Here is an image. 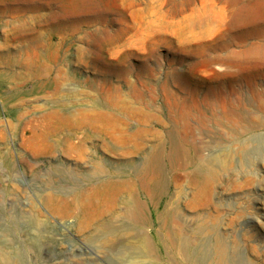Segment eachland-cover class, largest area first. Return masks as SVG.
I'll return each instance as SVG.
<instances>
[{
	"label": "rangeland",
	"instance_id": "374dc122",
	"mask_svg": "<svg viewBox=\"0 0 264 264\" xmlns=\"http://www.w3.org/2000/svg\"><path fill=\"white\" fill-rule=\"evenodd\" d=\"M212 2L223 3L0 0V23L20 3L43 14L17 39L0 25V242L21 255L17 264H119L128 236L105 224L123 219L132 195L150 216L133 234L155 237L161 219L176 218L182 224L172 228L196 244L187 224L205 221V236L221 234L231 258L264 264V143L256 141L264 134V59L232 55L264 45V15L220 14ZM117 32L114 54L104 38ZM37 35L42 76L26 61L34 48L25 44ZM172 130L191 164L169 170L162 193L129 185L122 166ZM211 156L225 162L213 165ZM96 163L106 176L98 183ZM201 163L208 177L194 180L190 171ZM112 179L119 190L104 187ZM169 255L179 260L174 249Z\"/></svg>",
	"mask_w": 264,
	"mask_h": 264
},
{
	"label": "bare ground",
	"instance_id": "6f19581e",
	"mask_svg": "<svg viewBox=\"0 0 264 264\" xmlns=\"http://www.w3.org/2000/svg\"><path fill=\"white\" fill-rule=\"evenodd\" d=\"M221 1H223L221 5H216L214 2H212L211 3L212 10H216L220 14H235L236 16L239 17L255 12L264 15V0H221ZM150 2L152 4V1ZM27 10L28 9L23 4L20 3V5L16 6L15 8L17 14L13 16L14 18L0 23V25L4 27L5 29L4 31H6L5 33L7 35L11 34V37L13 36V38L15 39H17V37L24 36V34L26 33L25 31L27 30L29 31L31 28H34V26L31 25V22H33L32 20L35 19L38 20L41 16H43V14L40 12L31 15L27 14ZM191 10L193 12L203 11L202 9H196V8H192ZM118 34H119L118 32L115 34L110 33L106 36V38H104L109 46L112 45L115 40L119 41L118 39L121 37L118 36ZM40 37L38 35L35 36L34 39H32L31 41H27L25 45H31L28 47L34 48L33 54L31 55L30 53L27 54V56L29 57L26 60L28 66L33 68V70H36L34 71L35 73H38L40 76H42V74L39 71L41 66L42 68L45 69L46 62L43 63V61L41 60L42 55L39 54V52L37 54L38 49L36 48L41 45V44L38 45L40 41L39 39ZM132 38L134 37L132 36ZM129 39L131 38H128L127 40ZM129 43H131V41ZM132 44L133 41L131 45ZM45 46L47 48H55V49L59 48V45H50V43H48V45H46L45 43ZM113 46L114 45L109 47V49L110 51L112 50L111 53L115 54L116 52H118L119 48L116 51V49L115 50L112 49ZM80 52H81V57L83 58L86 56L87 49L81 48ZM232 55H236L237 57L250 56L254 58L264 59V45H260V44L246 45V47L242 48L237 52H234V54ZM232 55L228 54L227 57ZM203 63H205V65L207 66L209 65L208 67H210L211 65L210 61L209 62L203 61ZM263 95H264V89L260 91V96L262 97ZM263 104L264 103L261 102L260 105L264 107ZM250 137L251 135H249V133L244 134V138L247 139ZM256 141L258 144L264 143V134L258 136ZM164 142L165 143L162 142L157 143L158 145H155L150 150H148L141 158V160L132 164H124L122 166L124 175L128 176L127 179H132V180H128V184L136 187L138 183L141 187V190L147 195H152L155 193L159 194L166 191L167 190L166 177L168 171L176 170L180 168L184 169L192 162L191 157L185 156V152L182 148L179 135H176L174 130L169 131L168 138ZM208 160L213 165H221L223 162H225V160L220 156H211L208 158ZM226 163L228 164L230 163V158H227ZM103 172L104 169L102 168L100 163H96L93 174L91 175V177L94 178V182L98 183L106 178V176L102 174ZM208 174L209 172L204 166V163L195 165L192 171H190V176L194 180L202 177L206 178L208 177ZM136 180L138 181L137 183ZM75 181L76 182L74 184H77V180ZM110 181L111 182H108L104 187H112L115 190H119L121 188V185L116 183L117 181H114L113 179ZM58 187L59 189H61L60 183H58ZM103 189L100 188L99 190L92 191V193L90 194V199L93 200L97 196L102 195ZM128 204L129 206L128 208H125L124 217L122 220H120L117 224L109 220L105 224L107 232L115 233L117 235V238H121L120 230L122 228L124 229L126 235L128 236V239H126L127 243L125 248H123L118 253L119 256L117 255L119 264H141L144 262H151V263L153 262L152 264H208L209 260L212 261L209 264H242L243 263L236 256H235L236 258L230 257V255L228 254V247L224 243L221 234L214 233L213 235H211V237L205 236V234L209 232L208 231L209 226L205 221L204 222L202 221L203 223L195 222L193 225L190 226L187 224L188 229L192 230L197 238L196 244H192L189 238L186 235L182 234L180 229L176 230L172 228L173 226L178 225V223L182 224V222L180 220H177L176 218L169 219L165 217L161 219L159 225L162 228V232L156 229L154 235L155 237H153V235L143 234V233L140 236V234L136 232L135 234H133L131 231L132 225H139L142 227V229H144L143 227L150 226V216L147 214L146 205L141 200L140 196L132 195L131 199L128 200ZM18 214L21 216L22 212L19 211ZM102 239L103 240L101 241L104 247H111L113 240L105 237H103ZM210 242H211L210 249H207V245ZM10 248L11 245L7 242V240H2L0 242V264H17L18 261L17 257L21 258V255L19 253L16 254V252L14 250H11ZM172 249L176 251L179 260L176 261L171 260L169 255V250ZM162 251L164 252V255H162ZM132 254L135 255L133 256ZM130 257H132V259ZM138 257H143L148 259L144 260V259H139Z\"/></svg>",
	"mask_w": 264,
	"mask_h": 264
}]
</instances>
